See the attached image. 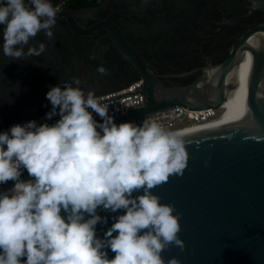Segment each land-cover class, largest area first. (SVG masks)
Masks as SVG:
<instances>
[{
  "label": "clouds",
  "instance_id": "9594fccd",
  "mask_svg": "<svg viewBox=\"0 0 264 264\" xmlns=\"http://www.w3.org/2000/svg\"><path fill=\"white\" fill-rule=\"evenodd\" d=\"M60 11L50 0H0L3 55L40 57L44 43L25 46L41 32L51 40ZM80 85L73 77L46 93L54 123L0 131V185L13 182L0 191V264H181L161 255L185 248L181 214L152 189L183 176L184 138L155 119L117 124L110 105ZM98 209L123 212L102 237L97 225L108 217Z\"/></svg>",
  "mask_w": 264,
  "mask_h": 264
},
{
  "label": "flooded vegetation",
  "instance_id": "af4514ba",
  "mask_svg": "<svg viewBox=\"0 0 264 264\" xmlns=\"http://www.w3.org/2000/svg\"><path fill=\"white\" fill-rule=\"evenodd\" d=\"M58 6L53 38L41 32L25 46L44 43L40 57L4 56L0 25V125L51 108L46 93L73 77L95 95L142 80V88L162 100L214 102L216 92L228 94L243 83L238 70L247 72L253 48L264 44V0H70Z\"/></svg>",
  "mask_w": 264,
  "mask_h": 264
},
{
  "label": "water",
  "instance_id": "95a60500",
  "mask_svg": "<svg viewBox=\"0 0 264 264\" xmlns=\"http://www.w3.org/2000/svg\"><path fill=\"white\" fill-rule=\"evenodd\" d=\"M67 1L50 0L53 6ZM252 60L248 110L181 134L189 153L183 176H171L152 189L162 204L174 205L181 214L178 235L185 248H166L161 254L165 261L176 257L181 264H264V44L261 50L253 48ZM142 91L146 103L118 121L176 105L220 109L228 100L224 90L215 93L216 101L200 103L171 102L144 87ZM98 214L108 217L106 225H97L102 237L112 217L123 212L98 209ZM108 255L114 253L109 250Z\"/></svg>",
  "mask_w": 264,
  "mask_h": 264
},
{
  "label": "built area",
  "instance_id": "2783aa9c",
  "mask_svg": "<svg viewBox=\"0 0 264 264\" xmlns=\"http://www.w3.org/2000/svg\"><path fill=\"white\" fill-rule=\"evenodd\" d=\"M142 85V80H136L122 88L107 91L95 96L98 98H102L103 102L110 105L109 112L111 115H113L114 120L117 124L129 121L140 124L142 123L143 119L148 118L157 120L158 122L165 125L167 130L171 131L190 126L192 124H200L211 121L220 115V110L223 107L222 106L220 109L206 108L195 110L190 109L189 107L176 105L155 113L147 114L146 116L118 121V119L123 118L125 115L129 114L132 107H140L146 103L147 98L146 94L142 91ZM50 110L51 108L38 115L18 119L11 123H2L0 125V131H6L15 124H23L31 120H35L37 121V123L47 122L49 124H52L57 119H59V117L56 116L53 117L52 120L46 121L45 115ZM96 119L99 120V117H96ZM23 178H28L26 172ZM11 185H13V182L9 181L5 185H0V189Z\"/></svg>",
  "mask_w": 264,
  "mask_h": 264
},
{
  "label": "bare ground",
  "instance_id": "6f19581e",
  "mask_svg": "<svg viewBox=\"0 0 264 264\" xmlns=\"http://www.w3.org/2000/svg\"><path fill=\"white\" fill-rule=\"evenodd\" d=\"M249 59H251V61H253L252 56ZM249 66H251V65H249ZM249 66L247 67V72H245L243 69L238 70L239 73L243 74L244 80H243V83L241 84L242 86L240 85L237 88H235L234 91L228 93V100L226 101V103L221 108L220 115L217 118H215L211 121L205 122V123L192 124L190 126L182 127V128H179V129H176L173 131L179 132L180 134L188 133V132H191L194 130H198V129L213 125V124L218 123L222 120H225L227 118H230L232 116H235L237 114H240L242 112L247 111L248 110L247 82H248V77H249L250 72H251ZM236 72L233 73L232 78H234V76L235 77L237 76ZM10 187H12V185L8 186V187L1 188L0 191L7 190Z\"/></svg>",
  "mask_w": 264,
  "mask_h": 264
},
{
  "label": "trees",
  "instance_id": "16d2710c",
  "mask_svg": "<svg viewBox=\"0 0 264 264\" xmlns=\"http://www.w3.org/2000/svg\"><path fill=\"white\" fill-rule=\"evenodd\" d=\"M87 1V0H84ZM101 0H93V3H99Z\"/></svg>",
  "mask_w": 264,
  "mask_h": 264
},
{
  "label": "rangeland",
  "instance_id": "374dc122",
  "mask_svg": "<svg viewBox=\"0 0 264 264\" xmlns=\"http://www.w3.org/2000/svg\"><path fill=\"white\" fill-rule=\"evenodd\" d=\"M25 174V173H24Z\"/></svg>",
  "mask_w": 264,
  "mask_h": 264
}]
</instances>
